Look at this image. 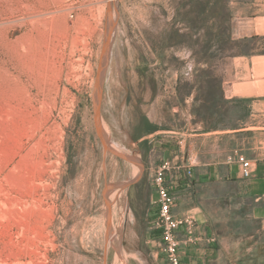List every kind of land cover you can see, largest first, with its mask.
<instances>
[{
  "label": "rangeland",
  "instance_id": "1",
  "mask_svg": "<svg viewBox=\"0 0 264 264\" xmlns=\"http://www.w3.org/2000/svg\"><path fill=\"white\" fill-rule=\"evenodd\" d=\"M255 2L0 0V264L162 263L154 168L264 157V23L224 36Z\"/></svg>",
  "mask_w": 264,
  "mask_h": 264
},
{
  "label": "crops",
  "instance_id": "2",
  "mask_svg": "<svg viewBox=\"0 0 264 264\" xmlns=\"http://www.w3.org/2000/svg\"><path fill=\"white\" fill-rule=\"evenodd\" d=\"M255 1L253 5L262 11L264 0ZM236 22V26L233 19L230 23L231 38H246L242 35L245 28L248 24L262 25L264 14L251 20L237 18ZM160 131L159 127L158 134ZM215 132L221 134L224 131ZM211 133L198 134L207 135L209 143L205 149L197 148L195 140L199 137L189 139L186 147L179 149L180 159L187 168L171 182L177 197L174 210L178 214L192 213L198 230L217 235V243L206 247L204 244L182 243L181 255L187 264H264V157L252 158L249 153H243L254 162L251 176L243 177L240 166L229 160L237 150L216 145L221 139ZM149 138L151 141L152 134ZM242 220L254 226L244 229ZM217 225L228 229L219 231L215 228L213 233L210 227Z\"/></svg>",
  "mask_w": 264,
  "mask_h": 264
},
{
  "label": "built area",
  "instance_id": "3",
  "mask_svg": "<svg viewBox=\"0 0 264 264\" xmlns=\"http://www.w3.org/2000/svg\"><path fill=\"white\" fill-rule=\"evenodd\" d=\"M179 145L185 143V139H179ZM241 168L243 177H250L254 162L240 151H235L229 157ZM187 167L181 159H164L155 168L151 179V186L156 197L153 203L156 212L151 219V229L156 232L153 244L157 246V253L161 264H187L180 252V245L185 244H216L214 235H207L198 230V224L192 213L178 214L175 210L176 196L171 182L184 172Z\"/></svg>",
  "mask_w": 264,
  "mask_h": 264
},
{
  "label": "trees",
  "instance_id": "4",
  "mask_svg": "<svg viewBox=\"0 0 264 264\" xmlns=\"http://www.w3.org/2000/svg\"><path fill=\"white\" fill-rule=\"evenodd\" d=\"M201 1H202V0H200V2H201ZM205 1H209V2L213 3V2L216 1V0H205ZM231 19H232V17H231L230 20H229L228 27H226V29H225V34H224V36H225L226 40L232 39V38H231V35H230V23H231ZM179 29H180V27H176L174 31H175L176 33H178ZM246 40H247V39L245 38L244 41H246Z\"/></svg>",
  "mask_w": 264,
  "mask_h": 264
},
{
  "label": "water",
  "instance_id": "5",
  "mask_svg": "<svg viewBox=\"0 0 264 264\" xmlns=\"http://www.w3.org/2000/svg\"><path fill=\"white\" fill-rule=\"evenodd\" d=\"M113 22L111 21L110 23H109V30L111 31L112 30V28H113ZM108 38V37H107ZM106 45H107V43H106ZM106 49V48H105ZM96 101H97V103L99 102V92H98V94L96 95ZM96 125H97V128H99V126H98V121H96Z\"/></svg>",
  "mask_w": 264,
  "mask_h": 264
}]
</instances>
